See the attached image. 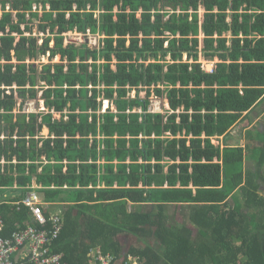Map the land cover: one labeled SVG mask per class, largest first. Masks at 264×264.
<instances>
[{
	"label": "trees",
	"instance_id": "trees-1",
	"mask_svg": "<svg viewBox=\"0 0 264 264\" xmlns=\"http://www.w3.org/2000/svg\"><path fill=\"white\" fill-rule=\"evenodd\" d=\"M0 11L3 236L37 225L16 204L35 183L61 205L62 264H264L262 184L241 148L213 144L264 98V0H0ZM72 31L102 46L64 44ZM38 83L47 112L24 113ZM151 97L169 109L152 111ZM185 206L191 226L170 224Z\"/></svg>",
	"mask_w": 264,
	"mask_h": 264
},
{
	"label": "built area",
	"instance_id": "built-area-1",
	"mask_svg": "<svg viewBox=\"0 0 264 264\" xmlns=\"http://www.w3.org/2000/svg\"><path fill=\"white\" fill-rule=\"evenodd\" d=\"M7 8L10 9V7ZM47 10H50L49 6H47ZM33 11L42 14L43 8L42 6L38 7L35 5ZM87 34L91 33L87 32L80 35L86 36ZM215 65V61L200 63L203 70L209 73L214 72ZM40 112L46 113L47 111ZM51 113L54 114L53 111ZM32 189L33 191L30 190L26 193L22 200L16 204L29 206L37 225L20 228L10 236L5 237L3 236L5 224L0 217V264H62V256L52 251V245L61 232L63 216L60 213H49L47 217L43 202L35 191L38 187L33 186ZM47 222H50V228H45ZM96 261L101 264H109L111 262L105 257L99 256L96 258ZM96 261L91 260L90 264H98Z\"/></svg>",
	"mask_w": 264,
	"mask_h": 264
},
{
	"label": "crops",
	"instance_id": "crops-1",
	"mask_svg": "<svg viewBox=\"0 0 264 264\" xmlns=\"http://www.w3.org/2000/svg\"><path fill=\"white\" fill-rule=\"evenodd\" d=\"M263 100L249 113L243 114L236 126L231 130L230 134L226 138L222 137L219 141L222 148H241L243 152L245 167H247V164H253L254 166H257L259 149L264 145V107H260ZM256 169L257 172H255L251 168L250 170H247V168H245L244 172L254 177L255 183H259L260 177L264 178V170L260 169L258 166ZM34 186H36L35 183ZM65 187L66 186H64L62 190H67V187ZM42 202L45 211L49 213H60L62 215V213L60 212L61 205H49L44 200H42ZM47 207H49V209ZM186 207L188 206L178 209L171 208L169 214L170 222L172 221L171 218L177 219L178 222H182L183 220H185L183 218L180 219L179 217H183V210L186 209Z\"/></svg>",
	"mask_w": 264,
	"mask_h": 264
},
{
	"label": "rangeland",
	"instance_id": "rangeland-1",
	"mask_svg": "<svg viewBox=\"0 0 264 264\" xmlns=\"http://www.w3.org/2000/svg\"><path fill=\"white\" fill-rule=\"evenodd\" d=\"M38 6V7H40V5H37V4H34V6ZM33 6V7H34ZM7 7H10L9 5L7 6ZM11 11V9H9V8H6V12H10ZM99 12V11H98ZM0 16H1V11H0ZM37 24H39V23H37L36 22V25ZM34 25V24H33ZM33 28H34V34L33 35H41V37H40V43H42L43 42V39H42V37L44 36V34H42V33H39L38 32V28L36 27V26H33ZM2 33L0 32V35H1ZM27 34V33H26ZM15 35L17 36V38H18V35L15 33ZM64 36H65V39H64V44H66V43H69V42H75V43H77V44H84V43H86L90 48H95V47H98L99 46V44H100V46H102V43H101V41H102V37L100 36V35H91V34H87L86 36H83V35H80V34H77V32L76 31H72V33L70 32V33H67V34H64ZM51 44L53 45V41L51 42ZM182 60H187L186 59V55H183V57L181 58ZM14 61H15V59L13 60V63H14ZM49 55L47 54L46 56H42V57H40L38 60H37V63H36V66L38 67V69H39V71H41V69H42V65L43 64H49ZM58 61H59V57L58 56H56L55 58H54V60L52 61V63H58ZM90 61V63H91V60H89ZM189 61V60H188ZM204 61H208V63H211V61H215V63H217V61L216 60H209V59H207L206 57H202V56H200V58H199V60L197 61V63L198 64H200V63H204ZM50 63H51V61H50ZM200 67H202V66H200ZM203 69V68H202ZM42 84L41 83H38V86L36 87V89H38L39 90V94H38V97H37V99H29V100H27V101H25V103H24V105H23V107H24V110L26 111V112H28V113H40V111H47V109L46 108H44L45 106H44V102H43V100H41V96H42V90H40V86H41ZM6 89V88H5ZM9 90V89H8ZM8 94H10V92H7ZM134 95V93H131V96H133ZM142 96L144 95L143 93L141 94ZM17 98V97H16ZM263 100V99H262ZM261 100V101H262ZM17 101H18V105H17V107H21V100L20 99H18L17 98ZM151 105H150V107H151V110L152 111H155V112H162V113H164L166 110H168L169 109V106H168V104L166 103V101L165 100H163V99H158V98H155V97H151ZM260 101V102H261ZM259 102V103H260ZM258 103V104H259ZM257 104V105H258ZM256 105V106H257ZM255 106V107H256ZM108 107V102H106L105 103V105H104V110H103V112L105 111V109ZM260 107H264V100H263V102H262V104H261V106ZM44 108V109H43ZM15 112H17L18 113V111L16 110ZM54 117L56 118V119H59V115L58 114H54ZM39 137H44V138H47V137H49V131L45 128V129H43V131L41 132V135H39ZM213 144H215L216 146H218V145H220L221 146V144L219 143V141L218 140H214L213 141ZM245 162H247V161H245ZM257 166H258V164H257ZM257 166H254L253 164H247V167H245V168H247V170H250V168L252 169V170H254L255 172H257ZM256 169V170H255ZM263 170H264V168H263ZM259 183L260 184H262V187H263V189H264V182H262V181H259ZM264 193V192H263ZM144 208H148V205L146 206V207H144ZM143 208V209H144ZM32 212V211H31ZM32 216H33V214H32ZM34 218V217H33ZM180 219L181 218H183V219H185V220H183L182 222H178V220L177 219H175V218H171L172 219V221L170 222V224H172V225H176V226H178V227H184V226H186V225H188V226H191V224H192V222H191V220H190V218H189V209L188 208H186V209H184L183 210V217H179ZM133 242H134V239H133ZM133 242H131L130 244H133Z\"/></svg>",
	"mask_w": 264,
	"mask_h": 264
},
{
	"label": "clouds",
	"instance_id": "clouds-1",
	"mask_svg": "<svg viewBox=\"0 0 264 264\" xmlns=\"http://www.w3.org/2000/svg\"><path fill=\"white\" fill-rule=\"evenodd\" d=\"M107 109V108H106ZM37 187V186H36ZM36 191V190H35ZM28 193V192H27Z\"/></svg>",
	"mask_w": 264,
	"mask_h": 264
},
{
	"label": "water",
	"instance_id": "water-1",
	"mask_svg": "<svg viewBox=\"0 0 264 264\" xmlns=\"http://www.w3.org/2000/svg\"><path fill=\"white\" fill-rule=\"evenodd\" d=\"M106 110V109H105ZM105 112V111H104Z\"/></svg>",
	"mask_w": 264,
	"mask_h": 264
}]
</instances>
